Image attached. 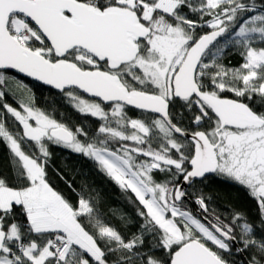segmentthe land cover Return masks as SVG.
<instances>
[{"label": "snow or ice", "instance_id": "snow-or-ice-1", "mask_svg": "<svg viewBox=\"0 0 264 264\" xmlns=\"http://www.w3.org/2000/svg\"><path fill=\"white\" fill-rule=\"evenodd\" d=\"M21 75L91 126L38 106ZM0 142V264H264V0H0ZM50 145L130 193L139 224L111 208L114 225ZM213 176L256 217L211 207Z\"/></svg>", "mask_w": 264, "mask_h": 264}, {"label": "trees", "instance_id": "trees-1", "mask_svg": "<svg viewBox=\"0 0 264 264\" xmlns=\"http://www.w3.org/2000/svg\"><path fill=\"white\" fill-rule=\"evenodd\" d=\"M224 62L226 64L230 62L232 65H238L240 63V57L234 51L230 50L226 54ZM20 78L31 86L38 106L46 108L49 111L55 106V115L58 120L68 123L70 126H76L82 122L89 123V126H91V118L81 116L69 105L68 101L62 99L56 91L28 79ZM7 99L9 103H12L15 97H8ZM129 115L137 117L140 115V112L132 109L129 111ZM50 152L52 153V164L55 166L56 170L63 173L65 177L72 174L75 176L77 184L87 182L90 187H95L102 193L104 200L103 208L105 212L108 213L109 219L114 225L121 228L120 220L108 211L111 208L132 216L136 225L139 224L138 219H136L134 215L133 205L129 203L127 199V195H130V193L126 195L114 182L110 181L106 175L97 171L92 161L56 145H50ZM8 167V150L4 144L0 142V169L7 171ZM49 175L52 178L54 186L58 190L67 196H72V192L69 190L64 180L60 179L53 168H49ZM205 191L212 194L213 204L211 207H214L218 212L227 213L228 209L232 208L244 211L252 218H255L257 215L255 201L238 185L224 183L213 176L207 182ZM192 207L194 208L195 206L192 205ZM127 230L132 232L136 230V227H129Z\"/></svg>", "mask_w": 264, "mask_h": 264}, {"label": "water", "instance_id": "water-1", "mask_svg": "<svg viewBox=\"0 0 264 264\" xmlns=\"http://www.w3.org/2000/svg\"><path fill=\"white\" fill-rule=\"evenodd\" d=\"M20 77L25 78V79H28V80H30V81H33V82H35V83H38V84H40V85H42V86H44V87L51 88L50 86L44 85V84H42V82L35 81V80L32 79V78L24 77L23 75H21ZM51 89H52V88H51ZM52 90H54V89H52ZM54 91H55V90H54ZM134 110H136V109H134ZM137 111H139V110H137Z\"/></svg>", "mask_w": 264, "mask_h": 264}]
</instances>
